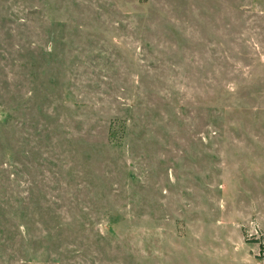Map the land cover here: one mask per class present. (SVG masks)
Masks as SVG:
<instances>
[{
  "label": "rangeland",
  "instance_id": "1",
  "mask_svg": "<svg viewBox=\"0 0 264 264\" xmlns=\"http://www.w3.org/2000/svg\"><path fill=\"white\" fill-rule=\"evenodd\" d=\"M0 264H264V0H0Z\"/></svg>",
  "mask_w": 264,
  "mask_h": 264
}]
</instances>
